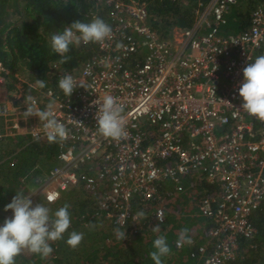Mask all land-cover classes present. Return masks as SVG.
<instances>
[{
	"label": "built area",
	"instance_id": "built-area-1",
	"mask_svg": "<svg viewBox=\"0 0 264 264\" xmlns=\"http://www.w3.org/2000/svg\"><path fill=\"white\" fill-rule=\"evenodd\" d=\"M92 1L94 11L108 8L113 38L82 43L95 49L75 70L53 65L54 87L29 85L34 109L50 107L67 129L57 139V165L30 199L55 204L64 191L77 188L114 226L136 227L150 216L164 221L162 186L179 192L186 178H201L217 189L218 201L212 207L214 199H203L200 213L213 222L206 230L210 245L189 246V257L232 264L241 240L256 235L250 219L264 202V121L242 108L238 94L243 68L264 54V0L252 8L249 26L233 34L222 30L236 0L199 4L192 27L175 30L169 40L151 28L139 0ZM65 74L77 84L71 97L58 87ZM20 86L12 101L0 100V138L46 139L45 122L22 115L29 95L24 99L27 91ZM106 95L124 108L127 136L119 141L102 136L96 125ZM49 195L58 198L50 202ZM152 203L157 206L149 211ZM140 211L144 216L134 222ZM174 246L185 248L177 241Z\"/></svg>",
	"mask_w": 264,
	"mask_h": 264
},
{
	"label": "trees",
	"instance_id": "trees-1",
	"mask_svg": "<svg viewBox=\"0 0 264 264\" xmlns=\"http://www.w3.org/2000/svg\"><path fill=\"white\" fill-rule=\"evenodd\" d=\"M139 1L148 8L151 28L159 38L169 40L175 30L191 28L195 19L193 11L199 8V4L206 5L209 0ZM107 9L94 11L92 0H0V64L8 68V72H0L5 77V84L0 85V88L19 83L15 74L26 77L28 82L43 79L46 86L54 87V77L51 75L53 65H57L60 70H75L92 55L91 51L95 47L70 46L66 54L69 59L61 64L59 54L50 48L51 35L77 20L90 22L94 17H100L108 23ZM235 9L227 15L229 28L227 30L225 27L223 34L233 33L232 30L238 32L249 26L251 11ZM260 55L264 54H257L252 62ZM28 84L25 82L22 85L28 95H33L35 90ZM2 131L3 123L0 120ZM58 143V140L49 142L48 138L32 140L28 136L0 138V226L12 212L4 209L16 193L27 196L33 186L51 174L57 165ZM190 185L192 182L182 197L183 204L174 208L181 214L179 218H169L165 224L150 216L136 227H125L127 238L122 241L116 238L114 232L119 227L110 223L102 212H98L95 203L83 197L81 190L71 188L64 191L54 206L47 205L42 199L52 213L64 204L70 205V228L63 234V239L49 242L53 251L48 257L42 258L38 254L28 257L22 251L15 258V264H154L149 253L155 250L153 241L160 235L166 237L171 249L167 256L162 257L163 264H194L189 257L188 247L190 244L195 246L196 236L213 225L211 219L201 215L200 206L205 197L214 199L212 207L216 206L218 195L217 189L204 181H194L193 186ZM191 205L192 210L198 211L202 228L199 223H194L195 219L186 220L187 215L181 213L183 207ZM156 206L157 203L149 205V211H153ZM250 220L257 233L251 239L241 240L238 256L232 264H264V202ZM174 222L181 224L176 225ZM156 225L160 228L158 233L152 230ZM184 228L188 229V237L192 242L184 243L183 250L175 249L174 244L178 241L180 230ZM72 231L84 234L76 248L66 243Z\"/></svg>",
	"mask_w": 264,
	"mask_h": 264
},
{
	"label": "clouds",
	"instance_id": "clouds-1",
	"mask_svg": "<svg viewBox=\"0 0 264 264\" xmlns=\"http://www.w3.org/2000/svg\"><path fill=\"white\" fill-rule=\"evenodd\" d=\"M112 38L111 26L102 18L94 17L90 22L74 21L62 30L53 33L50 37V48L52 52L59 54L61 57L59 62L63 64L69 59L66 54L70 51V46L79 47L82 43L84 45L89 43L102 44ZM120 46L117 45V47ZM0 72H8V68L0 64ZM242 74L243 80L238 89V94L243 101L242 108L260 121H264V55H260L254 62L248 63L243 68ZM36 84L40 88L46 86L43 79L36 80ZM7 87L5 85V88ZM58 87L65 96L71 97L77 84L71 75L65 74L59 79ZM9 89L14 91L17 87L13 86ZM27 101L25 111L22 112L24 119L27 120L29 117L35 116L40 121L45 122L44 128L47 131L49 142H56L58 138L62 139L67 135L65 125L54 117L50 107L46 110L34 109L32 106L33 97L30 95L27 97ZM123 111V105L118 103L116 97L112 95L103 97L100 102L99 115L96 116V125L102 136L115 141L127 136ZM56 198L58 196L49 195L46 197L50 202ZM38 199L42 200L43 198L38 197ZM46 204L54 206L57 203L48 204L46 202ZM69 208L70 205L64 204L52 213L42 203L33 206L30 195L16 193L4 209L5 211L11 210L10 214L13 215L11 218H5L3 225L0 226V264H15V258L25 249L40 255L42 258L51 255L53 249L49 242L63 239V234L70 228ZM143 216V211L136 213L134 222L135 219ZM124 229L125 227L114 229L116 238L120 241L127 238ZM152 230L153 232H160L159 225L153 226ZM83 238V233L72 231L69 233L66 243L72 248H76ZM191 242L188 237V229H181L177 246ZM153 248L155 250L149 253L150 259L154 264H163L162 257L167 256L171 251L166 237L157 236L153 241Z\"/></svg>",
	"mask_w": 264,
	"mask_h": 264
},
{
	"label": "rangeland",
	"instance_id": "rangeland-1",
	"mask_svg": "<svg viewBox=\"0 0 264 264\" xmlns=\"http://www.w3.org/2000/svg\"><path fill=\"white\" fill-rule=\"evenodd\" d=\"M236 5H237V4H236ZM236 5H235V6H236ZM235 6H234V8H235ZM228 28H229V20H228V25L226 26V29L228 30ZM223 30H224V29H223ZM223 30H222V31H223ZM232 31H233V30H232ZM15 76L18 77V82H19V83L13 84V85H11V86H10V84H11V83H10V84L8 85L7 88H5V87L0 88V100H1V101H12V100L10 99V97H12V96H11V93L14 94L15 92H17V94H19V92H18L17 90L21 89V86H20V85H22V84L25 83V82H26V83H29L28 85H30V82H28V81L26 80V77H25V78H24V77H20V76H18L17 74H15ZM24 81H25V82H24ZM13 86L17 87V90L14 89V91H10L9 87H13ZM24 93H25V91H24ZM27 96H28V94L25 93V95L23 96L24 99H25ZM26 99H27V98H26ZM14 105H15V104H14ZM0 133H2V132H0ZM2 137H3V136H2ZM36 188H37V185L33 186V187L30 189L29 194H31V193L33 194L34 191L36 190ZM183 202H184V200H183V198H182L181 195H176L175 197H172V198L166 200V202L163 204V207H164V209H167V210H168V213H171V217H170V219L172 218V219L174 220V219H176V218H179V216H180L181 214H180L177 210H175L174 208H176V205H178V204H180V203L183 204ZM32 203H33V206H35L36 204H39V203H42V204L45 205V203H44L42 200H40V199H38L37 202H32ZM192 207H193L192 205H191V207H189V206H185V207H183L181 213L187 215V219H186V220L191 219V221H193V219H195L194 223H195V222L199 223V225H200L201 228H202L203 225L200 223V220H199L200 218H199L198 211H197V213H196L194 210L191 209ZM184 210H186V211H188V212L185 213ZM12 215H13V214L8 215L7 218H11ZM183 222H185V221H183ZM183 222H182V223H183ZM162 223L167 224L166 214H165L164 221H163ZM174 224L179 225V224H181V222H180V223H178V222H174ZM2 225H3V224H2ZM196 239H197V238H196ZM23 252H24L26 255H28V257L33 256V253H31V252L28 251L27 249L23 250Z\"/></svg>",
	"mask_w": 264,
	"mask_h": 264
},
{
	"label": "crops",
	"instance_id": "crops-1",
	"mask_svg": "<svg viewBox=\"0 0 264 264\" xmlns=\"http://www.w3.org/2000/svg\"><path fill=\"white\" fill-rule=\"evenodd\" d=\"M236 1H237V3H236L237 5L235 6V8H236L235 10H239L241 8L243 10V12H245V10H250L251 11V9L260 0L259 1H257V0L253 1L252 0L253 2L250 1V0H240V1L236 0ZM232 32L236 33L234 31H232ZM233 33H229V34H233ZM194 181L197 182V181H203V180L201 178H196V180H194V177L186 178V180L183 182V190L179 191V192L175 191L170 184H166V185L162 186L161 187V193H162L163 199H164L163 203H165L167 199L175 197L176 195H181L182 197L185 196L186 190H188V188H189L188 187L189 183L192 182V185H190V186H193ZM195 212H197V211H195ZM165 214H166V220L168 222V219L171 217V213H168V210L165 209ZM197 232H199V231H197ZM194 235H195V233H194ZM196 237H197V239L195 241V246H194V244H190V246H192V248L196 247V246H199V245H205V246L206 245L207 246L210 245L209 244L210 241H209V238H208V235H207V231L202 232V234H200L199 236H196ZM194 264H201V262H200V260H194Z\"/></svg>",
	"mask_w": 264,
	"mask_h": 264
}]
</instances>
